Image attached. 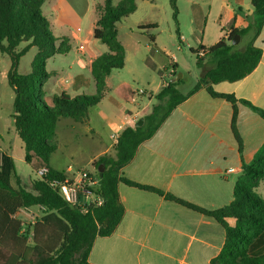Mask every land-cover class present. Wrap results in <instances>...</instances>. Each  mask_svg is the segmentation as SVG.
Here are the masks:
<instances>
[{"label":"trees","instance_id":"16d2710c","mask_svg":"<svg viewBox=\"0 0 264 264\" xmlns=\"http://www.w3.org/2000/svg\"><path fill=\"white\" fill-rule=\"evenodd\" d=\"M47 0H0V53L11 60L7 81L14 92L15 130L24 144V160L37 173L43 168L48 172L41 178L21 183L17 175L14 159L2 154L0 166V238L17 240L11 252L17 253L22 262L18 264H92L89 256L95 241L109 238L115 233L125 215V207L119 195V185L125 184L154 192L168 201H173L189 209L215 219L224 228L226 239L220 254L210 264H264V253L254 255L251 248L264 233V198L257 189L264 182V143L251 163L243 164L241 176L237 179L233 200L223 209L205 211L194 205L176 199L163 191L138 185L123 176L125 167L135 158L138 148L149 141L159 131L165 121L182 103L197 92L205 89L212 97L222 98L234 106L232 130L242 153V142L237 133L236 103L234 96L221 95L213 86L219 83H236L249 76L259 65L263 50L255 46V41L264 28V0H251L253 14L246 16L247 26L235 29L230 27L227 37H223L210 47L199 45L191 50L197 56L196 66L202 74L186 94L180 90L183 78L172 79L163 85L155 95L157 104L143 119V125L125 128L113 146L114 155L104 154L94 160L92 166L99 177L96 192L103 198L101 206H92L82 211L69 205L52 184L68 177L51 165V157L57 149V123L59 119H70L84 123L89 119L90 109L103 101L108 91L107 78L114 70L125 66L126 51L119 41L117 24L134 14L138 0H121L113 6V0H104L96 7L98 15L94 28V39L108 47V52L94 60L91 74L95 82L96 94L79 95L74 98L66 94L54 96L52 107L44 101V87L55 76L47 70V62L56 56L69 54L71 47L66 40L56 38L50 28V21L42 7ZM173 20L179 44H182L179 30L177 0H170ZM233 18V21H235ZM156 25L140 28L142 31H156ZM235 36L240 43L232 45ZM152 44L155 34L149 35ZM61 41L57 46V42ZM243 41L246 43L243 45ZM24 44V47H20ZM243 45V46H242ZM32 48L37 53L31 64V71L21 74V59ZM155 53V49L153 47ZM200 52L204 54L199 55ZM153 53V55H154ZM174 78L179 71L174 67ZM126 85L115 88L121 94ZM129 89V87L127 88ZM135 93L128 95L131 99ZM130 96V97H129ZM240 103L250 108L264 120V110L246 100ZM99 174V172H98ZM16 179V185L12 183ZM40 207L45 216L33 226L32 242L28 234L18 235L21 223L14 216L21 209ZM234 219L233 226L227 223ZM3 240L0 239V245Z\"/></svg>","mask_w":264,"mask_h":264},{"label":"crops","instance_id":"0c3cea01","mask_svg":"<svg viewBox=\"0 0 264 264\" xmlns=\"http://www.w3.org/2000/svg\"><path fill=\"white\" fill-rule=\"evenodd\" d=\"M51 1L57 7L63 2ZM222 1V11L226 15L228 26L221 28L215 43L228 36L230 27H246L245 17L251 16L254 11L251 0ZM97 19L96 13L95 24ZM95 24L90 31V37L84 40L90 47H79L81 55L73 63L77 70L75 74L69 75L68 83L65 79L59 80L52 94L46 93L44 87L43 99L48 106L52 107L56 95L69 93L70 97L74 98L85 90L96 91L91 74L92 63L107 53L108 47H99L100 41L94 39ZM181 40L182 47H154L153 60L161 75V81L150 93L141 91L140 95L134 94L129 102L132 107L126 108L119 115L106 117L107 128L111 132V143L102 145L101 152L90 158L88 168L84 170L95 172L92 166L94 160L107 153L114 155L113 146L116 140L113 137H118L127 127H134L139 119L151 113L147 111L152 108L150 109L149 105L142 107L138 97L149 96V99H155L160 88L171 81L175 73L174 67H177V71L182 69L179 53L187 48L190 52L198 49L184 47L186 39L183 34ZM245 43L246 41H243L242 44ZM200 45L205 46L203 43ZM255 46L263 50V57L249 76L236 83L223 82L213 86L216 93L234 96L238 100L235 105L236 129L242 142V153L232 130L234 106L225 99L212 97L202 89L178 106L154 137L139 146L135 158L123 170L126 179L163 191L205 211H217L232 202L235 184L242 174L243 164L251 163L264 143V120L239 102L246 100L264 110V28L255 41ZM191 54L193 55L192 52ZM164 57L170 60V67L165 64ZM194 57L197 61V56ZM49 72L55 74L52 78L58 79L61 75L58 70ZM113 72L107 78V93L115 100L110 95L115 94L116 88L110 84ZM89 121L88 119L84 124ZM67 126L77 130V125ZM87 128L90 132L94 131L89 125ZM3 153L16 160L12 152L0 145V154ZM19 161L25 162L24 153ZM50 165L68 178L78 180L79 172H73L71 167L60 168L53 162L52 157ZM31 179L33 178L29 181ZM20 181L24 184L29 182L21 178ZM13 185L15 186L16 182ZM257 193L264 198V182L258 187ZM119 195L125 207L124 218L113 235L95 241L89 256L92 264H210L211 260L220 254L226 233L215 219L137 187L120 184ZM40 211V207H30L21 209L14 216V219L21 223L18 235L28 234L29 244L32 242L33 226L41 220L38 219ZM227 223L233 226L235 220L228 219ZM0 239L3 240L0 245V264L22 262L17 258V253L13 254L10 250L17 239ZM251 253H264V233L252 246Z\"/></svg>","mask_w":264,"mask_h":264},{"label":"rangeland","instance_id":"374dc122","mask_svg":"<svg viewBox=\"0 0 264 264\" xmlns=\"http://www.w3.org/2000/svg\"><path fill=\"white\" fill-rule=\"evenodd\" d=\"M249 1V0H247ZM121 0H113V6H118ZM104 0H63L60 7L51 0L47 1L42 11L49 19L51 31L59 40H66L71 47L69 54L56 56L48 61L47 70H58L60 77L51 78L46 84V93L52 94L61 79L67 80L71 74H75L77 66L75 59L80 57L79 47H90L84 40L90 37V31L96 20V7L103 5ZM137 11L118 24L119 41L125 48V67L114 70L110 84L112 86L124 87L121 94H111L115 100L106 93L101 105L90 109L89 123L77 124L70 119H59L57 136V149L53 153L52 160L60 168L71 167L73 172H80L88 168L89 160L102 150V145L110 144L111 132L107 128L106 117L121 114L126 108H130L128 95L135 93L140 95L141 91L150 93L156 89L160 80V73L156 70L153 60V47H182L178 42L176 26L173 20V9L170 0H138ZM222 0H177L179 9L178 22L180 33L184 35L186 44L184 47H198L201 43L205 46L214 45L221 33V28L228 26L226 15L222 11ZM156 25V31H142L140 28ZM155 34L156 43L152 44L149 35ZM61 41L57 42V46ZM99 47H107L98 42ZM24 44L20 47L22 49ZM37 53L32 48L22 57L19 72L27 74L31 71L32 61ZM182 69L183 84L180 86L182 93L186 94L193 88L196 78L202 71L196 67V58L187 48L179 53ZM165 64L169 66L170 60L164 57ZM11 65L8 55L0 53V145L15 157V167L18 176L29 181L30 178H38L31 166L26 162H20L19 158L24 153V144L15 130L13 116L14 92L7 81V74ZM197 72V73H196ZM176 76V77H177ZM174 75L172 79L176 80ZM171 79V80H172ZM66 83V84H67ZM96 91L85 90L80 95L93 96ZM70 96L71 94L66 93ZM108 95V96H107ZM130 97V96H129ZM138 102L141 106L155 105L158 101L139 96ZM152 110V109H151ZM147 111V112H151ZM139 119L138 121H140ZM137 121V122H138ZM67 125H77L74 131ZM87 125L94 131L90 132ZM88 170V169H87ZM13 184L16 179L12 178ZM45 210L38 212V219H43Z\"/></svg>","mask_w":264,"mask_h":264},{"label":"built area","instance_id":"2783aa9c","mask_svg":"<svg viewBox=\"0 0 264 264\" xmlns=\"http://www.w3.org/2000/svg\"><path fill=\"white\" fill-rule=\"evenodd\" d=\"M80 49H84V44L80 46ZM204 53L200 52L202 56ZM114 140L118 137L114 136ZM2 163V154H0V166ZM48 172L47 168L39 170L36 175L38 178L43 177ZM233 172V170H230ZM99 184V174L97 171L91 172L88 170H82L78 174V180L67 178L65 180H57L53 182V186L56 187L62 196V198L72 207L79 208L82 211L88 210L92 206H101L103 204V198L97 194L96 188Z\"/></svg>","mask_w":264,"mask_h":264},{"label":"water","instance_id":"95a60500","mask_svg":"<svg viewBox=\"0 0 264 264\" xmlns=\"http://www.w3.org/2000/svg\"><path fill=\"white\" fill-rule=\"evenodd\" d=\"M240 43V37L239 36H235L233 41H232V45L236 46ZM182 74H179L177 77H176V81L180 80L182 78ZM16 116L18 115V113L16 112L15 114ZM143 119H141L140 121L137 122V126H142L143 125ZM103 168L100 166L99 169H98V172H99V177L101 178L103 176Z\"/></svg>","mask_w":264,"mask_h":264}]
</instances>
